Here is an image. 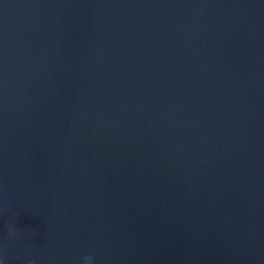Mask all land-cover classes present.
<instances>
[{
    "label": "water",
    "instance_id": "obj_1",
    "mask_svg": "<svg viewBox=\"0 0 264 264\" xmlns=\"http://www.w3.org/2000/svg\"><path fill=\"white\" fill-rule=\"evenodd\" d=\"M264 264V0H0V264Z\"/></svg>",
    "mask_w": 264,
    "mask_h": 264
},
{
    "label": "clouds",
    "instance_id": "obj_2",
    "mask_svg": "<svg viewBox=\"0 0 264 264\" xmlns=\"http://www.w3.org/2000/svg\"><path fill=\"white\" fill-rule=\"evenodd\" d=\"M84 264H91V257H85Z\"/></svg>",
    "mask_w": 264,
    "mask_h": 264
}]
</instances>
